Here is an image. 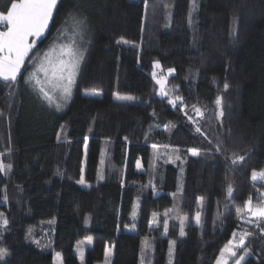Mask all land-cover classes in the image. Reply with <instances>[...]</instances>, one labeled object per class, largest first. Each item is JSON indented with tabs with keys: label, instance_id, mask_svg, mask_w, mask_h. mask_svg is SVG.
<instances>
[{
	"label": "trees",
	"instance_id": "1",
	"mask_svg": "<svg viewBox=\"0 0 264 264\" xmlns=\"http://www.w3.org/2000/svg\"><path fill=\"white\" fill-rule=\"evenodd\" d=\"M188 2L173 0L167 8L166 0H58L45 37L26 57L17 81L0 79V161L12 165L7 175L0 174V212L9 221L0 234V248L9 255L0 264H54L53 252L34 244L46 237L44 228L62 264H82L75 248L87 240L83 264L100 263L108 245L111 264H138L146 236L153 239L150 264H215L237 228L251 234L246 243L251 254L242 264H264V233L255 221L240 218L244 202L251 196L260 204L264 192V180L251 176L253 169H264V0H194L191 8ZM10 3L0 0V11ZM77 19L86 22L83 40L75 37L84 59L70 97L57 110L25 80L50 48L72 38ZM152 51L178 78L175 94L183 103L169 105L168 114L198 107L197 125L185 115L169 119L152 110L157 86L138 64L139 56ZM89 88L100 95L85 96ZM208 140L212 150L204 151ZM153 144L179 149L167 150L174 162L155 161ZM193 147L202 149L200 156L187 152ZM235 155L244 160L233 164ZM82 167L86 183L78 184ZM197 197H203L202 208ZM197 210L200 226L193 219ZM153 212L160 213L159 223L150 225ZM169 241L175 242L171 256Z\"/></svg>",
	"mask_w": 264,
	"mask_h": 264
},
{
	"label": "snow or ice",
	"instance_id": "2",
	"mask_svg": "<svg viewBox=\"0 0 264 264\" xmlns=\"http://www.w3.org/2000/svg\"><path fill=\"white\" fill-rule=\"evenodd\" d=\"M58 0H11L9 6H7L6 11H0V24L3 25V30H0V79L4 82H16L18 74L21 73L22 67L25 65L26 57L29 56V53L37 46V41L42 37H45L46 29L49 28V22L53 20V12L57 7ZM190 3H193V0H190ZM194 7V3H193ZM75 19V17L73 16ZM86 27V22L84 19L76 20L77 30L73 32L72 38L65 43H59L56 47L50 48L48 52L44 54L43 57L39 58V62L35 63L33 71L29 74V77L26 78L25 83L30 84L38 92L40 98L44 101H47L49 106L55 104L57 110L62 107L60 101L67 100L71 95V86L75 81V76L79 71L81 61L84 59V50L81 45L75 39L76 36H80L81 41L84 38V28ZM64 35V33H61ZM31 38V39H30ZM127 43V41H123ZM55 43V42H54ZM120 43V41H118ZM160 67L159 61H154L153 63V73L152 77L155 80L157 85H160L158 94L163 97H169V92L164 88L165 78L162 76L158 78L156 68ZM169 74L174 72V69H167ZM225 89L229 87L227 83L224 85ZM57 93L59 96L57 97ZM85 95H97V93H88L85 92ZM118 99L126 101H134L137 99L134 96H123L120 97L118 94ZM177 101L183 103V98L176 96L174 99L169 98L168 103L170 105L176 106ZM221 97H217L216 104L219 108L221 105ZM195 112L197 115H202L201 109L194 106ZM183 111V109H181ZM223 116V111L218 112V118ZM189 121L196 123L192 116L188 117ZM174 126V125H173ZM64 126H61V131H63ZM196 132H201L199 126L196 127ZM61 132L57 133V141L60 140ZM207 140V137L205 136ZM88 137H85V144L87 146ZM209 147L205 148L204 151H211L212 141L208 140ZM153 148L157 149V154L155 159L159 160L161 158V152L159 149L171 150L178 152L179 149H171V146L168 144L157 145L153 144ZM220 145H215V151L220 152ZM187 152L191 156L198 157L201 155V148H188ZM0 155H4L0 153ZM179 155L175 156V160H180ZM244 160L243 156L235 155L232 161L233 164H236L239 161ZM166 162H174V160L169 157V160ZM12 165H5L0 161V174L7 175L11 170ZM141 163L137 160V168L140 169ZM153 171L155 172V165L153 166ZM252 180H264V169L257 172L255 169L252 171ZM101 179L103 177H100ZM78 184H85L84 179V169L81 168V177L77 181ZM149 185H152L151 180ZM154 187V185H152ZM175 197V193H172ZM260 195L264 197V192H261ZM233 197V186L231 183L227 186V200H231ZM4 201L7 202V196L4 197ZM197 204L200 208L203 207V197H197ZM244 209L247 210L249 214L247 218L240 217L244 219L246 223H253L252 218H256V226L264 233V227L261 226L260 222L264 220V201L260 204L253 205L252 197L250 196L247 201L244 202ZM135 208V206H134ZM238 215L241 212V208L237 206ZM171 212V209L165 211L163 220V226L165 233L168 230L169 221L168 216ZM135 216V212L133 213ZM160 213L153 212L152 220L150 225L159 223ZM202 212L197 210L195 216L193 217L195 224L200 226L202 224ZM217 220L222 219V215H218ZM188 220L187 216L181 217L179 219L180 223V235H185V226L186 221ZM85 222L87 223V217H85ZM9 221L4 215L0 212V234L4 231H7ZM239 227V225H238ZM31 235V233H29ZM251 235L247 231L237 232L233 231L232 237L227 241V243L221 248L219 255L216 258L215 264H229L231 258L234 259V264H242L246 258L251 254L248 247L245 245L246 238ZM237 236L239 237L238 242L236 240ZM89 243L91 240L88 241ZM174 241H169V255L171 256ZM148 247L147 237H145V248ZM242 248V254L237 253L236 249ZM77 251L80 254L81 262L83 264V248H78ZM109 250L106 248L105 256L107 264V257ZM9 253L0 248V260H4ZM54 264H62V257L60 253H54ZM143 264V260H142ZM171 264V261L169 262Z\"/></svg>",
	"mask_w": 264,
	"mask_h": 264
},
{
	"label": "rangeland",
	"instance_id": "3",
	"mask_svg": "<svg viewBox=\"0 0 264 264\" xmlns=\"http://www.w3.org/2000/svg\"><path fill=\"white\" fill-rule=\"evenodd\" d=\"M172 2H173V0H166V4H167L166 6H167V8H170L172 6L171 5ZM193 3H194V0H193ZM193 3H190V0H189V2H188V8L189 7L190 8L193 7ZM140 11H141L140 20L143 23L144 18H145V15H146V4H144V5L141 6V10ZM49 24H50V22H49ZM0 30H3V25H2V27H0ZM46 31H47V29H46ZM154 61H159V63H160V67L156 68L155 71L157 72L158 78H160L161 76L163 78H165L164 88L169 92V97H163L162 98L158 94L159 89H160V85H157L156 82H155V80L152 77V73L154 71V69H153V63H154ZM138 64L140 66L145 67L150 72L151 79L154 81V83L157 86L156 97L151 100V108H152V110L153 111L161 112L163 114H167V117L169 119H172L174 116H176L178 114L185 115L187 117L192 116L194 118V120L196 121L195 124L197 125L198 124L197 122L201 119L202 115H197L194 108L192 109V111H188L187 109L181 108V109H183V111L180 109V112H174V113H169V114L167 112V108L170 105L168 103V99L169 98H173L174 99L177 96L175 94V89H176L177 83H178V78H177L175 72H173L172 74H169L167 72V69L172 68L170 66V64L167 63V62H163L161 60L160 54L158 52H155V51L149 52L145 56H139L138 57ZM86 91L88 93H97V95H85V92ZM83 94L85 96H88V97H97V96L100 95L99 91L96 90V89H94V88H89V89L84 90L83 91ZM119 96L120 97H123V96H129V95L124 94V95H119ZM115 98L118 99L117 98V95H115ZM119 100H122V99H119ZM124 101H126V100H124ZM176 105H179L178 104V101H177V104ZM171 106H173V105H171ZM161 151H162L161 152L162 153L161 157H166L167 159L173 154L172 152H168L167 150H164V149L161 150ZM169 151H171V150H169ZM156 154H157V152H155V157H156ZM155 161H157V159H155ZM262 201H264V197H263ZM253 205H257V204H254L253 203ZM213 206H214V199H211V200H209L208 205H207V215L208 216H210V214H211V212L213 210ZM164 213H165V211H164ZM248 215L249 214L247 213V210L245 209L244 217L247 218ZM252 219H253V221H255L256 218H252ZM48 222L50 223V221H48ZM43 230L45 231V234H46V237L42 238L43 241H41L42 239L41 240H38L37 239L38 238L37 237L38 234H35V230H31L30 231L31 235H34L35 239H37V241H35L34 244L38 248H41L43 250L52 251L53 252V257H54V253H57L58 251H56L53 248V244L50 243V236H49L50 235V231L48 229L46 230L45 228ZM234 231H237L239 233V232H243V231H246V230L245 229L243 230V229L237 228ZM146 237H147L148 247L145 248V238H144V240H143V247H142L143 249H142V253H141L140 257H139L138 264H142V260H143V264H150V259H151L152 253H153V239H152V237H149V236H146ZM231 237H232V234L229 237V239ZM249 237H250V235L246 238L245 245H246L247 240H248ZM238 239H239V237L237 236V238H236L237 242H238ZM88 241L89 240H87V242ZM87 246H90V243H84L83 245L77 246L75 248V254L77 255V257H78V259L80 261H81V258H80V254L77 251V249L78 248H83V256H84V252H85L84 247H87ZM106 248L109 250V254H108V257H107V264H111V259H112V255H113V246L112 245H108V246H106ZM236 251H237V253L239 255V254H242L243 249L242 248H238V249H236ZM234 259L235 258H231L230 261H229V264H234ZM105 261H106V256L104 254L103 260L100 263H97V264H105Z\"/></svg>",
	"mask_w": 264,
	"mask_h": 264
},
{
	"label": "crops",
	"instance_id": "4",
	"mask_svg": "<svg viewBox=\"0 0 264 264\" xmlns=\"http://www.w3.org/2000/svg\"><path fill=\"white\" fill-rule=\"evenodd\" d=\"M0 27H2V25L0 24Z\"/></svg>",
	"mask_w": 264,
	"mask_h": 264
}]
</instances>
